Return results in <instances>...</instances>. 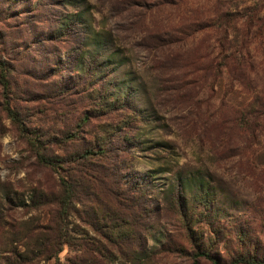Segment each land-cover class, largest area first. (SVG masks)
<instances>
[{
  "label": "rangeland",
  "instance_id": "1",
  "mask_svg": "<svg viewBox=\"0 0 264 264\" xmlns=\"http://www.w3.org/2000/svg\"><path fill=\"white\" fill-rule=\"evenodd\" d=\"M150 2L0 0V264H135L136 257L138 264H195L191 255L206 245L224 262L232 252L213 239L206 218L217 231L253 229L249 241L264 257V167L256 165L264 162V134L255 156L228 150L248 139L241 132L209 149L217 135L216 118L208 117L212 109L206 117L188 114L195 113L189 109L193 98L204 99L174 82L189 79L195 55L214 46L222 56L238 52L248 61L251 86L264 92V0H185L176 12L165 9L159 16ZM216 13L225 24L203 30L163 60L153 57L157 40L144 31L160 37L189 14L208 26ZM174 86L178 91L167 93ZM87 149L102 151L76 163ZM37 152L64 160L44 167ZM187 168L207 179L212 201L180 216L170 171ZM69 175L78 200L67 219L69 242L57 250L55 199L60 177ZM95 185L128 208L141 206L142 218L130 217L146 224L139 239L132 235L141 222L113 224L104 207L92 204ZM125 240L133 247L119 251ZM83 243L87 254L78 247Z\"/></svg>",
  "mask_w": 264,
  "mask_h": 264
},
{
  "label": "trees",
  "instance_id": "2",
  "mask_svg": "<svg viewBox=\"0 0 264 264\" xmlns=\"http://www.w3.org/2000/svg\"><path fill=\"white\" fill-rule=\"evenodd\" d=\"M133 2L137 7H140L139 4L142 3V0H133ZM184 2L185 0H151V2L148 3V7L153 15L159 16L165 12V9H168L173 13L176 12L179 7L184 4ZM220 14L221 13L214 14V18L210 20V24L208 26H205V22L194 14H189L187 17L183 15L185 20L181 22L180 20H177L175 27L172 28L168 33L162 34L160 37L155 30H146L147 32L144 31L145 34L148 33L151 39L157 40V43L155 40L152 42L154 43V49L157 52L155 55H153V57L160 58V56H162L160 59L163 60L164 57L171 55L172 50L175 48L182 49L184 45L187 44L188 39H193V41H195V39L199 37L203 30H211L215 24H225L226 22L221 23L222 20L219 19ZM175 35H180L181 37H176ZM200 41L202 43V40ZM150 46L144 47L147 52L149 49H151ZM220 52L221 49H218L214 46H208L206 49H204L203 54L197 53L195 55V63L193 68L189 66L186 67L191 68V71L188 75L190 78L174 81L175 85L185 84V86H190L193 88L191 89L193 90L192 92H200L201 95L198 97L204 99L198 100L193 98L196 102L192 103L193 106L189 107V109L195 113H191L189 111L190 113L188 114H193L195 118L200 115L206 117L208 116L207 113L212 109L213 113H211L208 117L213 118L215 116L216 119L214 122H217V135L216 138H212L209 144L210 147L207 146L209 149L218 146V144L220 146H223V144L227 145L230 138H225L226 136L230 137L234 132H241V134H247L248 139L245 138V141L234 144L228 150L234 152L244 150L249 152L251 156L258 155V150L253 148L259 146L260 138L264 134V92H260L251 86V82L248 77V72H250L251 67L248 61L245 62L238 52H234L226 57L225 55L222 56ZM221 57H223V59L225 58L224 62H221ZM157 63L160 66H163V62L160 60H158ZM1 77L6 85L4 80L5 76L2 72ZM198 77L201 78V83L197 82ZM204 89L209 93L207 96L204 95ZM177 91V87L174 86V88L169 89L167 93H176ZM197 101H201L202 103ZM217 101L218 103L215 105L214 103ZM4 107V111L8 117L12 121H16L17 116L15 111L10 109L8 104H6ZM232 112V116L234 117L231 118ZM208 120L211 121L213 119L208 118ZM122 141H126V137H123ZM242 142H244V147L240 148ZM101 151L102 150L93 151L91 149H87L77 156L74 161L76 163H85L91 161L94 158H98V156L101 154ZM263 151L264 150H262V152ZM234 155H236V153ZM36 157L40 165L51 168H54L57 166V164H61L64 160L61 158L58 162L56 159L47 158L38 152L36 153ZM256 165L264 167V162ZM178 168L182 169V167ZM170 172L174 176L173 185L177 190L176 197L178 200H180V216H184V214H186L190 208L191 210L197 209L201 203L204 207L206 203H209V200L212 201L210 198L212 193L209 183L199 171H193V169L187 168V170L183 172L181 170H174V172ZM92 180L96 184H103V182H100L98 178H92ZM59 186L61 194L55 199L58 206V216L57 220L53 223L54 226L52 232L53 243L57 250H61V246L69 242L70 234L67 230L69 221H67V219L69 215L73 214L71 211V204L78 200L76 197H74L75 187L74 180L71 175H69L68 178L60 177ZM92 190L94 191V195H92L93 198L91 200H95L92 202V204H94V206L98 207L99 209L104 207L110 215L109 221L114 220L112 222L113 224L121 223L127 226L128 223L125 224V222H128V219L138 220L141 222L138 224V231L132 235L135 239H139L141 231H147V228L145 229L146 224H144L143 219L130 218L132 216L142 218L141 206L140 209H137L135 206L128 208L126 205H122L119 203V198H115L116 200L112 198L113 194L111 193V190L106 187L103 189L101 186L95 185L92 187ZM186 195L189 197V204H185L184 202ZM120 199H122V197H120ZM97 200L99 204L96 203ZM261 216H263L262 213H260L259 217ZM104 220L105 219L103 218L100 219V221ZM203 224L209 228L210 233L214 237L213 239L218 241V245L222 244L223 247H229V251L232 252V256L223 262L218 255L212 254L211 251L207 249L208 245H206V248L204 247V249H202V247H199L198 251L191 255L193 257V263L196 264L198 259H204L209 261L211 264H264V257L256 253L257 249L255 244H252V241H249V239H251L249 234H252L253 232V229L250 227H246V229L244 228V231L227 233L222 230L217 231L216 229H213L214 224L208 218L204 219ZM71 232L76 231L71 230ZM262 236L264 238V234ZM205 240L210 245V241L212 239L207 238ZM118 246L119 251H121V249L130 250L131 247H133L126 240L123 243L118 244ZM78 247L81 250V253L87 254L89 249L86 243L79 244ZM98 249L99 247L96 249L97 252H99ZM134 263L138 264V257L135 258Z\"/></svg>",
  "mask_w": 264,
  "mask_h": 264
}]
</instances>
